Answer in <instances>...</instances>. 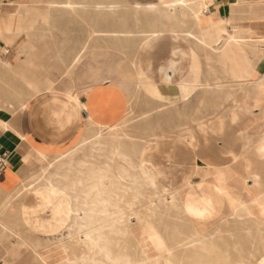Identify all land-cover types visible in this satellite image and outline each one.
Instances as JSON below:
<instances>
[{
    "label": "bare ground",
    "instance_id": "6f19581e",
    "mask_svg": "<svg viewBox=\"0 0 264 264\" xmlns=\"http://www.w3.org/2000/svg\"><path fill=\"white\" fill-rule=\"evenodd\" d=\"M31 3L37 4L40 0ZM4 5L11 7L12 10H5ZM67 5L74 8L72 1L67 2ZM212 5L213 0H164L154 6L143 8L136 6L135 13H143L145 22L150 26V29L139 33L140 37L146 40L168 32L167 36L189 39L195 49L204 53L205 66L203 67L206 68V47L208 46L206 31H203L201 26L204 19L210 18L207 12ZM48 6L52 9L57 5L48 2ZM108 6L110 9H115L118 3L110 1ZM26 10V3L23 0L7 3L0 1V38L5 43L0 47V66L10 67L12 57L10 50L14 49L12 46L17 36L30 37L37 22L47 24L51 20V10L37 18L24 19L23 14ZM170 17L177 19L187 27L184 30L185 34L168 27L166 20ZM167 28L170 31L166 30ZM234 31L232 33L225 31L224 42L221 46L214 48V55L210 54L212 57L207 56V59L219 62L225 68L224 72L231 81L239 83L242 88L252 83L249 70L251 61L247 53L249 48L245 46L247 42L243 41L244 39L241 40L242 37ZM97 33L108 34L107 31ZM109 34L118 36L115 31ZM220 34L222 36V33ZM124 38L121 39L124 40ZM123 40L115 44L122 45ZM143 48H140L139 53ZM73 58V63L76 64L79 54ZM191 59H188L186 69L195 73L194 81L197 85L206 86V70L203 72L204 79H200L201 72L197 59ZM108 62L107 70L101 75L104 79L110 78L113 82L117 72L123 77L130 76L128 71L120 70L119 62L114 59ZM131 66L135 80L124 83L125 87L127 84H132L137 93L142 92L146 98L156 100L145 81L139 78L137 58L133 60ZM174 66L172 64V67ZM2 76L0 75V92L3 90L4 99L7 98L4 103L8 106L7 102L10 104L14 102L16 109L11 107L10 109H15L16 112L11 116L5 111L7 108L0 111V129L14 132L13 120L17 119L16 116L21 115L23 120L25 112L29 111L30 114L33 110L42 115L43 106L40 104L41 107H39L40 105L31 103L39 97L40 93L22 90V88L21 90L11 88V84L7 83L9 79L5 80ZM111 86L110 88L113 89L105 92L93 91L95 96L87 103L78 100L81 108L87 111L88 119L91 120L90 130L75 148L64 155L61 154L48 160L46 166L41 165L33 174L36 177L34 181L36 179L38 183L46 182L52 186L53 184L59 186L71 202V219L67 231L57 238L60 250L57 264H264V195L257 198L255 202L245 200L239 194L240 190L233 188L234 186L230 187L231 184L227 182L224 173V161L217 160L215 156L203 159L201 165L195 167V175L182 177L177 188L153 187L152 189L145 186L144 190L146 188L148 190L142 192L144 193L143 198L139 197L136 190L142 189V186L138 187L135 180L131 179L137 174H143L139 169L137 170L140 167L138 158L142 145L141 139H134L132 134L118 129L116 125H108L105 128L100 126L103 120H107L106 115L100 111L101 107L105 105L114 107L118 99L116 94L119 90L112 83ZM227 93L224 99L227 98ZM248 94L245 92L239 100L245 99ZM97 106L100 109H97ZM197 127H200L199 129H202L201 131L205 134L207 147L213 150L215 137H221L223 134L221 128L209 129L204 126V121H199ZM262 141H264V136ZM260 147V150L264 151V143ZM37 148H29L30 154L34 156L32 160L34 163L43 160L42 153ZM162 148V145L158 147L160 154L155 166L170 162L171 156L164 154ZM88 149L89 153L84 155V158H74L79 154L78 152ZM162 156L165 161L160 163ZM207 178L211 179L222 195L223 204H220L222 207L220 210L215 208L214 189L205 182ZM25 188L26 186H23V189ZM142 199L144 201H141ZM165 202L166 207L163 206ZM253 206H256L255 211ZM255 221H258L257 228L249 226V223ZM179 222H183L184 226ZM239 223H242V226H239ZM239 228L244 231V235L241 236L244 241L245 238L247 239L245 243L237 239L239 234L235 232L238 233ZM254 230L258 232V235L254 234ZM246 247L248 249L249 247L257 248L252 251L247 250ZM42 261L48 264L43 255Z\"/></svg>",
    "mask_w": 264,
    "mask_h": 264
},
{
    "label": "rangeland",
    "instance_id": "374dc122",
    "mask_svg": "<svg viewBox=\"0 0 264 264\" xmlns=\"http://www.w3.org/2000/svg\"><path fill=\"white\" fill-rule=\"evenodd\" d=\"M0 1L7 3L15 0ZM32 1L37 0H31V2ZM69 1L74 3V8L68 7L67 2ZM104 1L106 2L104 3ZM110 1L117 2L118 7L110 9L108 6ZM31 2L28 3L25 1L27 10L23 14L24 19H34L51 10V20L47 24L42 23L41 21L37 22L30 37L23 35L17 36V40L12 46L14 49L9 48V50L11 49L10 52H12V57L10 56L11 68L0 66V75L2 76L3 74H6L2 77L5 78V80L9 79L7 83L11 84V88H20L19 90L22 88V90L35 93L38 92V94L50 89L51 91L66 92L70 94H85V103L90 99L92 100L95 96L93 91L105 92L110 89L112 90L113 88H110L112 87L111 83L117 87L119 90L118 92H120V94L118 92L116 94L118 102H115L116 105H114V107L108 105L101 107L100 111L106 115L107 120H103L104 122H102L100 126L105 128L108 125H116L118 129L124 130L130 135L132 134L131 136H133L134 139H141L142 145L139 152L140 156L138 158L140 161V167H138L137 170L139 169L143 174H137L131 179L132 181L135 180L138 187L142 186V189L136 190L139 197L143 198L144 193L142 192L148 190L150 187L152 189L153 187L158 189L177 188L182 177H193L195 175V167L201 165L203 159L215 156L217 160L224 161L222 155H229L228 153H230L229 151L232 149L239 154V156H245L247 161L251 160L254 165L260 167V170L263 171L261 177L264 179V164H260L261 162L254 155L257 142H253L252 140L246 141L250 139L246 138V140L241 143L234 144L221 138L222 136L215 137V147L213 150H210L207 147L208 145H206L205 134L201 131L202 129H199L200 127H197L199 121H204V126L206 127V120H210L215 116L225 117L229 113V111H227L228 101H222L221 96L217 94L218 89H224L225 87H221L222 85H220L222 81L220 82V79H218L219 69L216 62H206V72L208 76L206 79V86L201 84L189 86L191 89H189L186 95L175 99L176 105L167 104L166 99H162V102H160V100H151L146 98L142 92L137 93L134 85L127 84L128 86L126 85V87L130 88L127 90L124 84L135 80L133 78L134 70L131 63L134 59L140 56L139 32L142 31L146 25L144 14L135 13L129 0H40V3L37 4ZM48 2H53L58 7L55 6L50 9ZM4 9L12 10V8L7 5H4ZM226 20L227 18H225V21ZM227 21H231V19ZM166 22L169 28H175L185 34L184 30L187 27L183 26L177 19L170 17ZM166 30L169 29L167 28ZM105 31L108 32L107 35L102 33H99V35L97 33ZM114 31L118 33V36L115 37L109 34V32ZM167 33L168 32L162 34V38L157 40V44L162 45L164 42H167L164 40H169ZM125 36L129 39L127 47L125 49L123 47L118 48L115 43H121L123 40L121 38H124ZM165 36H167L166 39ZM21 53L22 55L20 56ZM199 53L203 54V52ZM77 54H79L80 60L78 58L79 61L77 60L75 64L73 63V57ZM141 58V67H143V65L147 66L144 60L145 57L142 56ZM201 58L205 62L204 56ZM111 59L119 62L121 67L120 70L128 71V74L131 77H128V75L123 77L119 72L115 73L116 76L113 82L110 78L104 79L103 76L101 77V75H103L102 73L107 70L106 68L109 66L108 61H111ZM200 66L202 67H200L201 71H203V63H200ZM151 68H153V66H151ZM153 69H155V63ZM2 77L1 80H3ZM21 79L23 80L21 81ZM24 81L28 85H26ZM157 81L163 83L162 79L159 77L157 78ZM13 82L17 85H14ZM105 84L108 85L106 86ZM175 84L176 81L173 80L171 85ZM29 85L32 86L29 87ZM1 91L0 98L3 99H0L2 101H0V111L7 108L5 111H7L8 114H15V103L12 102L10 104L7 102V106L5 104L7 98L4 99L5 96L3 90ZM124 92H127V94H124ZM230 92L228 91L226 99L230 98ZM221 101L220 109L219 103ZM11 105H13V107ZM3 106L6 107L4 108ZM10 107L15 109H10ZM82 109L84 110L85 117L88 118L87 111L84 108ZM97 109H100L99 106H97ZM19 117L16 116L15 118L18 119ZM17 119L13 120L15 126L18 121ZM89 121L91 124V120ZM238 129L239 128H237V130ZM239 133L241 134V131H239ZM160 136L167 137L168 141L171 142L174 138L180 139L175 155L173 154V149L166 152L167 155L171 156L170 162L173 157H176V163H179L177 160L180 161V163H184L185 158L183 153L186 148V151H188L187 158L192 162L186 163L182 170L170 168V173L162 174L163 170L160 165L155 166L156 160L159 159L158 156L160 154L158 147L161 144L156 143L155 147H151V144L155 139ZM175 144L176 143L174 142L172 145ZM152 148H154L153 152ZM165 148L166 147L163 146V153L165 152ZM78 153L77 157L74 158L82 159L85 157L84 155H88L89 149ZM233 163L234 161L226 159L224 165L229 166ZM47 164L48 161L44 166ZM162 175L166 177V181L161 179ZM34 178L36 177H30L28 181L30 185H24L26 186L25 189H23L22 186L16 193H14L12 195L13 200H9V204L11 203L12 205L4 207L3 209H10L15 215L16 209H22L18 207V203H20L21 200L34 197V193H39L37 191L41 189V183L36 182V179L34 181ZM226 179L228 182L227 176ZM145 186L148 187L146 190H144ZM239 194L243 196L241 191H239ZM141 201L144 200L142 199ZM163 206H167L166 202L163 203ZM215 206L216 210L222 208L217 202ZM253 208L255 211L256 206H253ZM35 209L37 210V208ZM34 214L37 216L34 220L35 226L41 229V213L35 212ZM38 214H40V216ZM13 219L15 220V217ZM13 219V224L10 225L4 220L3 215L0 216V244H5V248H7V246L9 247V245H11L12 241L9 255H16L18 246H20L21 242L24 244L20 256L21 264H46L42 261V255L46 251L49 252V257L46 262L48 264H57L58 258H60V255L58 254L60 251L58 249L59 242L57 241L59 236L47 239L32 236L27 231L25 225L23 226L20 223L15 222ZM243 219H245V217ZM180 223L181 222H179V224ZM257 223L258 221L251 222L249 223V226L257 228ZM181 224L183 225V222ZM239 226H242V223H239ZM238 231V233L237 231L235 232L237 235L239 234L237 239L245 243L247 239L245 238L244 241V238L241 236L242 234L244 235V231H241L240 228ZM254 234L258 235V232L255 231ZM6 236H8V238ZM256 248L257 247H249L248 249V247H246L247 250L252 251L256 250Z\"/></svg>",
    "mask_w": 264,
    "mask_h": 264
},
{
    "label": "crops",
    "instance_id": "0c3cea01",
    "mask_svg": "<svg viewBox=\"0 0 264 264\" xmlns=\"http://www.w3.org/2000/svg\"><path fill=\"white\" fill-rule=\"evenodd\" d=\"M24 1L31 2V0ZM129 1L133 8L136 6L143 8L158 5L164 0ZM207 13L210 18L204 19L201 26V29L206 31V43L208 46L206 47V62H215V60H208L207 56L212 57L214 48L222 45L226 32L232 33L235 30L234 32H237L242 37L241 40L244 39L243 41L247 42L245 46L249 48L247 53L251 61L249 70L252 83L249 86L240 88V84L237 82L233 83L224 72L225 68L216 61L219 68L218 79H220V82H225H223L224 86L222 82L220 85H222L221 87H227L218 89L217 94L221 96L222 101H228L227 111L229 113L225 117L215 116L210 120H206V127L209 129L221 128L222 138L229 143L238 144L246 140V138H250L246 141L257 142L254 155L261 162L260 164H264V151L260 150V145L264 143L262 141L264 136V0H213V5ZM225 18L227 20L231 19V21H225ZM149 27V24L146 23L142 30L150 29ZM219 32L222 33V36ZM159 38H162V35L146 40L140 37L139 47L144 48L139 53L140 56L137 57L139 63L137 72L139 78L145 81L157 101L160 100L162 102V99H166V103L176 104L175 99L186 95L191 89L189 86L197 85V82L194 81L196 78L195 73L193 74L191 70L190 72L186 69L188 59H197L199 67H201L200 62L205 66V62L201 58L204 53L201 54L198 50H195L194 44L189 39L187 40L183 37L178 39L169 36V40H164L167 42L160 44V46L157 44ZM128 41L129 39L125 37L123 44H116V46L125 49ZM3 44L5 43L0 38V47ZM142 56L145 57L144 60L147 66L143 65L141 67ZM154 63L155 69H153ZM172 64L175 66L172 67ZM199 70L203 75L200 74V79H204L203 72L206 68L204 67L203 71H201V68ZM158 77L162 79L163 83L157 81ZM207 77L206 72V79ZM173 80L176 81L175 85H171ZM227 81L230 82L228 83ZM105 85L107 86L108 84ZM228 91H231L229 93L231 96L229 99L224 100V96ZM245 92L249 93L248 96L240 101L239 97ZM78 100L85 103V94H70L51 91V89L47 90L40 93L39 97L34 102H31L32 104L35 103L38 106L41 104L43 106L42 115L37 113L36 110L30 111V114L27 111L23 120L18 118L14 132L1 131L0 129V155H4L5 161V167L0 169V216L3 215L4 220L10 225L13 224L12 219L15 217V220L13 219L15 222L25 225L29 234L38 238H54L61 236L67 231L71 219V202L59 186L54 184L52 186L46 182L41 183V189L37 191L39 193H34V197L24 198L18 203V207L22 209H16L15 215L10 209L6 210L3 208L12 205L11 203L9 204V200H13L12 195L22 186L30 185L28 183L29 178L35 176L33 174L38 171L41 164L45 165L48 160L72 150L88 133L91 128L90 121L85 117L84 110ZM222 101L219 103L220 105L218 104L220 109ZM237 128L239 129L237 130ZM239 131H241V134ZM166 139L167 137H157L151 147H155V144L158 143L166 147L164 154L168 150L173 149V154L175 155L180 139L174 138L172 142ZM174 142L176 144L172 145ZM29 148H37L42 153V162L34 163L32 161L34 156L32 153L30 154ZM186 149H184L183 153L184 163H180L178 160L177 162L179 163H176V157H173L171 162L164 164V162L161 163L165 161L162 159L163 156L160 158L162 174L170 173V168L182 170L186 163L192 162L187 158L188 151ZM153 150L154 148H152V152ZM229 152V155L222 156L224 162L226 159L234 161L233 164L224 168L228 183L231 184L230 187L234 186L233 188L240 190L245 200L255 202L257 198L264 195V179L261 177L263 171L260 170V167L254 165L251 160L247 161L245 156H239L233 149ZM193 163L195 164L194 161ZM161 179L166 181V177L163 175ZM205 182H207L208 186H213V195L216 202L223 204V198L218 191V187L211 182L210 178H207ZM35 212L41 213V229L35 226L34 220L37 217L34 214ZM38 215L40 216V214ZM6 237L8 238V236ZM23 245L20 242L16 255L10 256L9 250L12 246V241L7 248H5V244H0V264H21L20 256ZM43 256L47 260L49 252H44Z\"/></svg>",
    "mask_w": 264,
    "mask_h": 264
},
{
    "label": "built area",
    "instance_id": "2783aa9c",
    "mask_svg": "<svg viewBox=\"0 0 264 264\" xmlns=\"http://www.w3.org/2000/svg\"><path fill=\"white\" fill-rule=\"evenodd\" d=\"M4 155L1 154L0 155V169H3L5 167V163H4Z\"/></svg>",
    "mask_w": 264,
    "mask_h": 264
}]
</instances>
